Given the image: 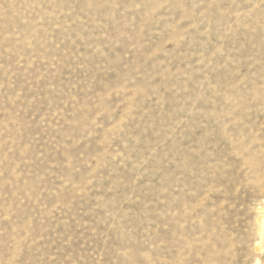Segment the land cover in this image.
I'll use <instances>...</instances> for the list:
<instances>
[{
  "label": "rangeland",
  "instance_id": "rangeland-1",
  "mask_svg": "<svg viewBox=\"0 0 264 264\" xmlns=\"http://www.w3.org/2000/svg\"><path fill=\"white\" fill-rule=\"evenodd\" d=\"M264 0H0V264H264Z\"/></svg>",
  "mask_w": 264,
  "mask_h": 264
},
{
  "label": "bare ground",
  "instance_id": "bare-ground-1",
  "mask_svg": "<svg viewBox=\"0 0 264 264\" xmlns=\"http://www.w3.org/2000/svg\"><path fill=\"white\" fill-rule=\"evenodd\" d=\"M264 218V216L262 217V219Z\"/></svg>",
  "mask_w": 264,
  "mask_h": 264
}]
</instances>
